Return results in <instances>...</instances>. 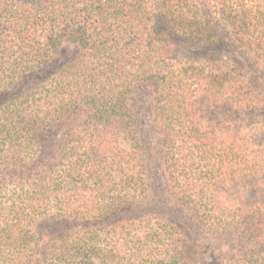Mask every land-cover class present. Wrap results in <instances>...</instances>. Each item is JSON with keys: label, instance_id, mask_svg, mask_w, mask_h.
<instances>
[{"label": "trees", "instance_id": "trees-1", "mask_svg": "<svg viewBox=\"0 0 264 264\" xmlns=\"http://www.w3.org/2000/svg\"><path fill=\"white\" fill-rule=\"evenodd\" d=\"M0 264H264V0H0Z\"/></svg>", "mask_w": 264, "mask_h": 264}, {"label": "rangeland", "instance_id": "rangeland-1", "mask_svg": "<svg viewBox=\"0 0 264 264\" xmlns=\"http://www.w3.org/2000/svg\"><path fill=\"white\" fill-rule=\"evenodd\" d=\"M152 143L156 142V139L153 138L150 140ZM190 236L193 240V242L195 243V245H198L200 248L202 247L205 250H209L208 252L212 254V252H214V248L217 247L216 243L212 240H205L204 238H201V235H199V232L197 230H193L191 229L190 231ZM204 240V241H203ZM204 245L206 247H204Z\"/></svg>", "mask_w": 264, "mask_h": 264}]
</instances>
